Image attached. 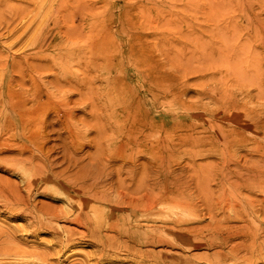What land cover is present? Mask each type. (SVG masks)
Segmentation results:
<instances>
[{
    "label": "rangeland",
    "instance_id": "1",
    "mask_svg": "<svg viewBox=\"0 0 264 264\" xmlns=\"http://www.w3.org/2000/svg\"><path fill=\"white\" fill-rule=\"evenodd\" d=\"M222 1L0 0V60H3L4 63L6 58L9 62H12L14 55L18 58V55L22 56L25 52L32 53L35 50L33 48L27 49V47V50L23 53L22 46H24L23 43L28 37L32 39L36 37L41 42L46 40L50 43L49 49L41 52L47 55L57 53L60 50L66 51L68 46L69 49H75L74 52H78V56L85 53L87 59L88 57L97 56V49L106 51L109 48L113 53L121 49L126 50L130 43H128L125 33L115 37L112 33L113 36L105 39V42L100 41L98 36L95 35L101 29L120 30L119 32H121V21L126 19L125 14L128 13L130 16L132 12H135L136 17L131 18L133 24L134 22L138 24L146 23L148 26H150L149 23L160 24L161 39L158 54L160 80L164 84L172 81L176 90L175 95L159 100L163 107L160 106L161 104L158 106L159 115L156 117L158 124L167 129L164 130L162 127L161 152L164 151L165 155L163 156L166 158L168 145L172 143L167 137L169 131L173 137L172 141L175 147L173 156L169 158L171 166L162 172V181L164 184L166 183L167 188L162 187L159 190L161 197L156 201L155 210L152 212L141 211V206L134 210L135 207L122 205L123 200H119L122 195L132 198L137 197L135 191L140 186L138 179L142 176V168L136 169L133 176L128 175L126 172L122 173V178L125 179L121 182L124 185L123 188H119L118 183L111 188V181L105 182V187L102 189L111 194V197L101 202L94 201L88 198H80L71 188L62 190L60 194L59 192L56 193L57 190L53 189L54 191H52L51 187L48 189L49 185L46 188V183L43 185L44 182L37 179H33L34 184L28 186L27 176L22 174L19 169L18 171L11 163L12 161H9L11 157L16 155L14 152L15 146L9 142L3 145L5 150L0 153V188L2 189H0L2 191L0 192V228L9 226L23 228L34 224L33 218L35 216L39 217L42 214H50L56 211L63 212L61 208H64L68 201L65 195L68 197L74 195L76 199L80 198L78 202L71 200L74 212L55 220L54 223L57 226L76 228V230H79L78 233L86 231L85 224H77L72 219L77 212L76 203H82L84 209L88 210L92 216L94 208L93 222H105L111 218L119 217L124 222L119 231L124 240L129 239L127 237L131 232L140 234L145 238L147 236V239H143L145 242L139 241L136 243L137 250L142 251L145 258L133 257L130 254V257L126 258L123 263L102 261L100 264H152L153 261L158 264H207L208 258L216 262V253L221 249L228 250L239 242V239L236 238L226 242L223 247L218 245L214 247L213 243H217L215 240L218 241L217 236L210 237V230L204 226H208L210 223L208 227L212 225L211 228H213L215 219L225 218L222 223L229 225L230 230H233L232 233H237L240 227L253 226L256 218L260 216L261 219L264 215V181L258 179L256 181L253 178V174L261 176L260 171L261 174L264 173V166H258L262 163L264 165V83L258 80H264V0ZM260 6L261 9H259ZM20 11L27 13V18L17 16ZM101 11H109L110 14L114 12V19L112 16H101L102 14H98ZM173 15L176 17L173 18ZM248 17L252 20L251 24ZM94 20L96 24L93 22ZM255 20L258 24H255ZM167 21H169L168 24H171L167 25ZM175 21L179 25L178 27ZM90 22L96 25V28L94 25H90ZM172 23H175L176 28L173 27L174 24ZM161 25H163L162 28ZM216 25L218 26L216 27ZM67 28H70L69 33H66L68 32ZM231 29L236 32H233L234 36ZM138 32L137 30L135 33ZM147 32L144 29L140 33L146 34ZM244 33H248L247 37L243 35ZM254 33L255 36H253ZM257 33L260 34L259 37L256 35ZM144 34H141V38L134 41L139 40L140 44L149 43V37H145ZM211 34H215L217 37H214V35L212 37ZM79 35L82 37L79 38ZM229 36L233 37L230 38ZM76 37H78L77 41ZM70 38L71 43H69ZM82 38L83 41H81ZM64 39L65 42H63ZM73 40L75 43H73ZM55 42H58V45ZM135 42L134 44L137 45ZM61 44L67 48L64 49ZM255 58L257 62L254 64ZM111 61L112 64H116L115 68L112 66V75L118 72L119 69L126 71L129 75V79L126 81L127 86H134L136 93L139 90L143 94L146 93L147 85L146 83L143 84L138 78L136 69L132 67V62L129 59L120 62L122 66L115 59ZM258 61L261 63L260 65ZM32 62H38V59H34ZM257 66H262V72L258 71L260 68L257 70ZM2 68L3 66L0 64V72ZM84 68V64L81 66L71 65V70L78 76L81 75ZM101 75H104V72ZM106 83L104 80L101 82L97 80L96 86L101 85L104 89ZM80 96L76 93L70 94L75 105L77 118H84L89 123H97L98 120L92 115L90 105L82 102L84 99ZM150 98L149 94L145 97L148 102V109L152 108ZM66 99L67 97L63 100ZM119 119H121V115L116 120L114 119V122H118ZM146 125L148 126V124ZM79 126L82 127L80 131L81 140L85 143L81 154L89 155L95 152L96 146L88 144V141L98 139L97 135L99 134L96 130ZM128 127L130 128L131 125H128ZM0 138H2L0 139L2 142H5L7 136L1 135ZM148 146L151 148L149 143ZM9 147L11 148L9 149ZM105 148L108 150L106 145ZM150 153L144 152L141 154L139 162L152 160ZM255 165L258 167H254ZM171 170L174 171V186L176 188L169 186L170 181L168 182V178H170L169 172ZM27 187L29 188L26 189ZM177 200L183 202L179 204ZM17 201L24 208H32V212H29V210L25 213L24 210L18 209L19 203H16ZM174 201L178 204H174ZM124 202H129V200ZM231 204L238 205L236 211L230 207ZM188 206L190 208L193 206L191 213L194 215L185 217L184 221L186 220V222H183L184 224L177 223L178 225H176L177 219L181 220L182 214L185 213L184 209H190L187 208ZM73 215L74 217L71 218ZM175 218H177L176 221ZM189 225L192 227H189ZM125 226L127 229L124 228ZM262 226L264 227V225ZM180 227L183 229H180ZM185 228H193L198 231L204 229V236H197L196 230L195 235L191 232L187 233L188 230ZM154 229L158 231L159 241L157 243L160 242L159 244H152L150 241ZM176 229H180V231ZM49 232L45 231L38 233L37 236H28L24 234L25 232L20 231L17 235L24 234V238L30 244L35 245L51 239L52 236ZM102 232L107 237L108 235L112 237V235L117 236L119 234L118 231L108 229L102 230ZM261 235L263 236V233ZM262 236L261 238H264ZM227 243H229L228 246ZM130 244L132 245L134 242L130 241ZM98 249L97 245L89 241L75 243L68 248L67 253L70 251L71 254H64L63 262L65 264L77 263L84 259L85 254L95 252ZM148 254L153 256L154 259L148 260ZM241 255H244V252ZM137 261L140 263H137ZM230 262L232 260L227 263ZM257 264H264V259Z\"/></svg>",
    "mask_w": 264,
    "mask_h": 264
},
{
    "label": "bare ground",
    "instance_id": "2",
    "mask_svg": "<svg viewBox=\"0 0 264 264\" xmlns=\"http://www.w3.org/2000/svg\"><path fill=\"white\" fill-rule=\"evenodd\" d=\"M257 5L259 6L260 3ZM240 7H242V5ZM261 8L262 7L260 6L259 9ZM96 12L94 11L95 14ZM95 14L94 16H96ZM98 14H102L101 16L103 17L106 15L109 17L112 16L113 19L115 17L114 12H111L110 14L109 11H101V13ZM17 16L27 18L28 14L24 11H20ZM125 16L126 19L121 21V32H119L120 30H103L100 27L101 31L98 32L97 35H95L94 32L93 34L98 36L100 41L105 42V39L113 36L112 33H114V37L119 34L124 35L125 33L128 43H130V46L126 50L121 49L113 53V51H110L109 48H107L106 51L103 49H97V56L88 57L87 59L85 53L78 56V52H74L75 49H69V46L68 49H66L67 47L65 48L63 44H61V46L66 49V51L60 50L57 51V53L55 52L54 54L47 55L42 54L41 52L49 49L50 43H48L46 40L41 42L37 40L36 37H33V39L28 37V39H26L23 43L24 46H22V50L24 53L27 49L33 48L35 50L32 53L25 52V54L22 56L18 55V58L14 55L12 62H9L8 58L4 60L5 63L3 60H0V64L3 66L2 71L0 72V136H7L5 142L0 140V153L2 150H5L3 149V145L5 143L8 144L10 142L13 146H15L14 152L16 155L11 157V160L9 161H12L11 163H13L14 167H16L17 170L19 169L22 174L27 176L26 179H28V186H32V184H34L33 182H35L33 179H37L44 182L43 185L46 183V188L49 185L48 189L51 187L52 191L57 190L56 193L59 192L60 194L62 190L71 188L78 194V196H80V198H88L100 202L108 200L111 197V194H109L105 189H102L105 187V182L110 180L111 188H113L116 183L119 184V188H123L124 185L121 182L125 181V179L122 178V173L126 172L128 175L133 176L136 172V169L142 168V176L138 179L140 186L135 191L137 197L132 198L122 195L119 200H123L124 204L122 203V205L127 207H135L134 210L138 206H141V211L152 212L155 210L154 208L156 207V201L161 197L159 190L162 189V187L164 189L167 188V185H165L166 183L164 184L162 181V172L171 166L169 158L173 156L175 147L172 141L173 137L169 131L170 135L168 134L167 137L172 143L168 145V151L165 149L167 151L165 158L164 151L161 152V145L163 142V126L161 127L156 119V117L159 115L158 106L160 104V106H162V103L159 100L168 98L170 95H175L176 90L172 81H168L166 84H164L160 80L161 77L158 60L161 39V30H159L160 24L155 25L149 22L148 23L150 26H148L146 23V25L135 22L133 24L131 18L133 16L136 17L135 12H132L130 16L127 13ZM172 17L174 18L176 16L173 15ZM172 17L171 19L173 20ZM95 20L93 22H95ZM164 22H166V20H164ZM168 22L169 21H167V25L171 24H168ZM178 22L180 23V21ZM249 22L250 24L252 22L250 18ZM175 23L178 27L179 25H177L176 21ZM175 23H172L174 24L173 27H175ZM228 23H230V21H228ZM255 24H258L256 20ZM90 25L94 24L91 23ZM163 25L165 26L166 24L164 23ZM163 25H161V28ZM94 26L96 28V25ZM217 26L218 25H216V27ZM67 29L68 32L66 33H69L70 28ZM144 29L148 32L146 34L140 33ZM137 30L139 32L135 33ZM231 32L232 35L233 32L236 33L234 29ZM258 33L256 35H258ZM141 34H144L145 37H149V43L140 44L139 40L137 42L134 41L137 38H141ZM247 34L244 33L243 35H246L245 37H247ZM80 35H82V33ZM213 35L214 37H217V35ZM213 35L211 34L212 37ZM239 35L241 36V34ZM82 36L84 37L85 35ZM233 36L229 37L232 38ZM253 36H255V33ZM71 38L74 39L73 37ZM71 38L69 39V43H71ZM76 38L77 41L78 37ZM65 39L63 42H65ZM81 41H83V38ZM134 42L137 45H135ZM73 43H75V41ZM56 44L58 45V42ZM34 59H38V62L33 63L32 60ZM112 59L117 60L120 65V62H122L124 59H129L132 62L133 66H131L135 67L138 78L143 82V84L146 83L147 85L145 94L141 93V90L136 93L134 86H127L126 81L129 79V75L126 71L119 69L118 72L112 75V66H114V68L116 67L115 63L112 64ZM256 62L257 60L255 58L254 64ZM72 64L80 66L84 64L85 68L82 69L81 75L78 76L71 70ZM260 64L261 63H259V65ZM256 68L257 70L260 68L258 71L262 72V66H257ZM102 72H104V75H101ZM97 80L100 82L103 80L107 82L104 84L106 85L104 89L101 85L96 86ZM258 80L264 83V80ZM253 82L255 81L253 80ZM74 93L81 95L84 99L82 102L88 103L90 105L92 115L98 120L97 123H89L84 118H77L75 105L73 104L70 97V94L73 95ZM148 94L151 96V109L147 108L148 102L145 99ZM66 97L67 99L63 100ZM120 115L121 119L115 123L114 119L116 120V118ZM146 124H148V126ZM79 125L87 127L89 130H96L97 134H99L97 135V137H99L98 139L95 138L88 141V144L96 146L95 152L90 153L89 155L81 154L85 143L81 140L82 135L80 131L82 127L80 128ZM128 125H131V127L129 128ZM165 129L166 128H164V130ZM148 143L151 145V148L148 146ZM105 145L107 146L108 150L105 148ZM10 148L11 147H9V149ZM144 152L150 153V158L152 160L141 163L139 162L140 156ZM259 165L264 166L263 163L258 164V166ZM256 166L257 165L254 167ZM261 170L263 171L262 168ZM173 172V170L169 172V186H174L175 184ZM261 173L262 172L260 171L261 176L253 174V178L256 181H264V173ZM133 179L135 180L136 178ZM28 188L29 187L26 189ZM174 188L176 187L174 186ZM65 197L68 199V201L66 206L61 208V211L63 212L56 211L52 213L49 212L50 214H42L39 217L35 216L33 218L34 224L25 226L23 228L17 226L0 228V264H65L63 262V257L65 256L64 254L68 252V248L73 246L75 243L79 244L86 241L97 245L99 249L95 252L85 254V257L82 259V261L73 264H100L102 261L123 263L126 261V258L130 257V254H132L133 257L140 256L141 258H145L144 253L140 250H137L136 243L139 241H144L143 239H147V236L145 238L140 234H134L131 232V234H128L127 237L129 239L124 240V237L122 238L121 232H119L124 222L119 217L111 218L105 222H93L92 219L95 213L94 208L92 216L88 210L84 209L82 203L78 204L75 202L77 204V212L75 211V217L73 215L71 218L74 217L72 218L73 222H76L77 224H85L87 227L85 228L87 229L86 231H81L78 233L79 230H76V228H64L57 226L54 223L55 220H58L60 217L62 218L67 215H71V213L74 212L72 210L71 200H76L78 202V199H80H76L74 195L72 197L65 195ZM125 200H129V202H124ZM177 202L180 204L183 201L177 200ZM16 203L19 202L17 201ZM173 203L176 205L178 204L175 203V201ZM189 206L187 208H190ZM230 207L236 211L238 205L231 204ZM191 208L187 210L184 209L185 213L182 214L181 220L177 219L178 216L175 218V221L177 219L176 222L174 221L176 225L186 222V220L184 221L185 217L194 215L191 213V210H193V208ZM18 209L24 210L25 213H27L29 210V212H32V208H24L22 207L21 203H19ZM263 216L261 219L259 218L260 216L257 217L253 226L240 227L237 233H232L233 230H230L229 225H224L222 223L225 218L215 219L213 221V228H211L212 225L208 227L210 223L208 226H204L210 230V237H214L213 235L217 236L216 239H218V241L215 240V242L218 244L213 243L214 247H216V245L223 247L226 242L236 238L239 239V242L236 241L238 243L233 245V247H230L228 250L221 249L219 252H217L216 262H214L213 259L208 258L207 264H257L263 260L264 238H261L262 233L264 236V227L262 226L264 225ZM189 227L192 226L189 225ZM124 228L127 229L126 226ZM199 228L201 227L199 226ZM107 229L111 231H118L119 234L117 236L112 235V237L111 235H108L107 237L102 232V230ZM180 229L183 228L180 227ZM180 229L176 230L180 231ZM187 230V233L191 232V234L193 233L195 235L196 229L189 228ZM203 230H196V235L204 236ZM20 231L25 232L24 234L28 236H37L40 232L50 231L49 233H51L52 237L43 243L32 245L26 240V238H24V234H21L20 236L17 235ZM153 232L154 233L150 241L152 244H156L159 241L158 231L154 229ZM208 236L209 234L207 237ZM130 241L134 242V244L131 245ZM228 244L229 243H227V246ZM243 252L244 255L240 256V254ZM67 254L70 255V251ZM114 256L117 259H114ZM150 259L153 260L154 257L149 255L148 260ZM229 260H232V262L227 263ZM137 263L140 262L137 261ZM152 264L158 263L153 261Z\"/></svg>",
    "mask_w": 264,
    "mask_h": 264
}]
</instances>
